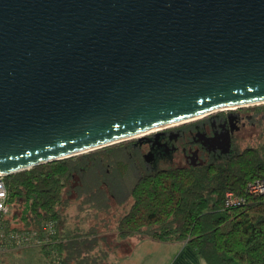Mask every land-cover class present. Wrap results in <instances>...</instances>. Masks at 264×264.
Returning a JSON list of instances; mask_svg holds the SVG:
<instances>
[{
	"label": "water",
	"instance_id": "95a60500",
	"mask_svg": "<svg viewBox=\"0 0 264 264\" xmlns=\"http://www.w3.org/2000/svg\"><path fill=\"white\" fill-rule=\"evenodd\" d=\"M259 104L264 0H0L2 176Z\"/></svg>",
	"mask_w": 264,
	"mask_h": 264
},
{
	"label": "trees",
	"instance_id": "16d2710c",
	"mask_svg": "<svg viewBox=\"0 0 264 264\" xmlns=\"http://www.w3.org/2000/svg\"><path fill=\"white\" fill-rule=\"evenodd\" d=\"M248 109L260 114L254 143L232 142L229 154L194 166L153 169L122 141L3 176L0 257L16 249L7 241L15 234L18 249L31 238L45 264H110L131 238L186 242L205 264H264V193L248 191L264 185V106ZM226 192L243 203L226 207Z\"/></svg>",
	"mask_w": 264,
	"mask_h": 264
},
{
	"label": "flooded vegetation",
	"instance_id": "af4514ba",
	"mask_svg": "<svg viewBox=\"0 0 264 264\" xmlns=\"http://www.w3.org/2000/svg\"><path fill=\"white\" fill-rule=\"evenodd\" d=\"M198 119L185 122L190 123L187 125L169 126L149 132L140 143L135 141L134 146L142 152L145 149V153H151L150 161L146 164L167 161L177 165L194 166L202 163L203 159L229 154L222 151L226 138L230 139L231 149L235 135L246 124L244 116L223 110L211 114L205 120Z\"/></svg>",
	"mask_w": 264,
	"mask_h": 264
},
{
	"label": "rangeland",
	"instance_id": "374dc122",
	"mask_svg": "<svg viewBox=\"0 0 264 264\" xmlns=\"http://www.w3.org/2000/svg\"><path fill=\"white\" fill-rule=\"evenodd\" d=\"M256 105H252V106H246V107H237L235 109H230V110H223V112H235V113H239L240 115L245 117V127L243 129H240V131L235 135V138L233 140V143H236L235 145H238L239 143V148H243L246 145H251L254 143L255 141V137L259 132V127L257 126V123L259 122V116L260 114H257L255 111L248 109V108H253ZM259 106H264V104H259ZM217 112H221L220 111H216L213 113L208 114L207 116H204L200 119H198V121H202L205 120L206 118L210 117L211 114L217 113ZM197 121V120H195ZM190 123H182L179 124L177 126H181V125H187ZM261 127L264 128V123L259 125ZM176 127V126H174ZM173 128V127H172ZM147 136V135H146ZM136 138H132V139H128L125 141H136ZM145 149L143 150L142 154L145 153ZM202 161H205V159H203ZM177 164H172L170 162L165 161L164 163H156L153 164V169H157V168H163V167H170V166H175ZM74 205L76 206V204L74 203ZM14 210V209H13ZM69 213L70 214H74L75 213V207L74 206H70L68 207ZM71 210V211H70ZM92 210H89L88 212H91ZM79 219H83L85 217V213H80L78 215ZM87 219V218H86ZM68 223L70 224V217H68ZM83 222H86V220H83ZM14 223H18V221H14ZM84 224V223H83ZM32 244H23L21 246L20 249L16 248V249H12L11 251H8L7 253H4L3 255H1L0 257V264H45V259L42 255V253H40V251L38 250V248L33 247V246H29ZM110 257L109 259H113L114 256L116 254H118L117 250H114L110 253ZM4 260V261H3Z\"/></svg>",
	"mask_w": 264,
	"mask_h": 264
},
{
	"label": "crops",
	"instance_id": "0c3cea01",
	"mask_svg": "<svg viewBox=\"0 0 264 264\" xmlns=\"http://www.w3.org/2000/svg\"><path fill=\"white\" fill-rule=\"evenodd\" d=\"M129 251L116 254L110 264H205L186 242L131 238Z\"/></svg>",
	"mask_w": 264,
	"mask_h": 264
},
{
	"label": "built area",
	"instance_id": "2783aa9c",
	"mask_svg": "<svg viewBox=\"0 0 264 264\" xmlns=\"http://www.w3.org/2000/svg\"><path fill=\"white\" fill-rule=\"evenodd\" d=\"M248 191L250 193H253V194L264 193V185H263V183L261 181H255V182H253V183L248 185ZM6 199H7L6 187H5V184H4V181H3V176L0 175V214L7 213V211H8V206H7V203H6ZM241 203H243V198L242 197L235 196L231 192H226L225 193L224 205L226 207L238 206ZM47 227L50 228V225H48ZM12 240L15 241L14 245H16V248H18V243H21V240H18V236H16L15 234L7 236L8 243H12ZM28 243H32L31 242V238L28 239Z\"/></svg>",
	"mask_w": 264,
	"mask_h": 264
},
{
	"label": "bare ground",
	"instance_id": "6f19581e",
	"mask_svg": "<svg viewBox=\"0 0 264 264\" xmlns=\"http://www.w3.org/2000/svg\"><path fill=\"white\" fill-rule=\"evenodd\" d=\"M235 108H237V107H229V109H235ZM220 110H228V108H222V109H220ZM220 110H219V111H220ZM216 111H218V110H216ZM216 111H213V112H216ZM213 112H212V113H213ZM204 116H207V114H205V115H200V116H198V117H194V118H192V119L184 120V121H181V122H178V123L169 124V125H167V126L160 127V128H166V127H169V126L179 125V124H182V123H185V122H188V121H192V120H195V119H198V118H202V117H204ZM160 128L158 127L157 129H156V128L151 129V130H149V131H146L145 133H142V134H138V135H136V137H140V136H143V135H147L149 132L157 131V130H159ZM136 137H135V138H136Z\"/></svg>",
	"mask_w": 264,
	"mask_h": 264
}]
</instances>
